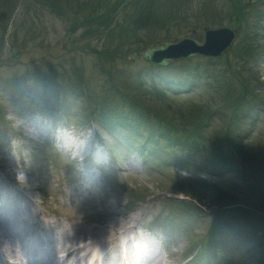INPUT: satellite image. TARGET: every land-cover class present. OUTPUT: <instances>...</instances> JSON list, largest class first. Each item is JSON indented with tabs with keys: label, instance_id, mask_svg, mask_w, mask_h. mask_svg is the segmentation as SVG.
<instances>
[{
	"label": "rangeland",
	"instance_id": "1",
	"mask_svg": "<svg viewBox=\"0 0 264 264\" xmlns=\"http://www.w3.org/2000/svg\"><path fill=\"white\" fill-rule=\"evenodd\" d=\"M231 1L232 3L230 0H161L157 3L156 0L155 2L152 0L151 4L158 12L152 19H149L146 28L138 27L130 20L128 24L130 15L127 13L129 8H126V13L120 18L118 17L117 24L113 25L112 29L104 31L101 28H96L94 24L92 30L95 32L87 34L84 28H78L72 32V12L58 17L47 8L40 9L39 6H29L28 1L16 0L17 8L13 15L5 14L7 17L9 16L7 22L9 28L7 26L8 30L3 34V40L0 43V80L13 79L18 88L17 91L10 94L5 88L6 82L0 81V107L5 112V117L0 120V179L4 180L6 185L9 184L6 186L9 187V191L20 196L19 192H31L28 188H36L32 196L41 205L34 206L35 210L41 211L44 216H59L64 224L61 229L73 228L75 231L76 228L83 225L84 229L91 228L100 237L106 233L108 237L115 236L114 240H116L119 234L129 226H135V229H138L140 225L146 226L150 228L151 233L156 235L159 232L167 231L161 227V222L172 211V206L167 203L170 199L168 196L177 194L180 183L201 180V182L219 184L223 188L239 183V178L237 179L234 175H227L222 179L205 177L197 170V167L202 163L199 156L184 155L177 150L167 153L168 156L174 155L172 166L166 164L165 161L163 163L162 160L166 157L161 156L156 157L159 161L157 165L153 163L152 166L145 167L140 162L133 160L134 164L130 165L132 161H127V156L139 148L140 144L139 139L130 132L120 130L110 132L100 127L97 132L101 135L98 136L104 139V144L97 141V136L95 139L96 144L101 148L102 160H93V162L86 160L80 164H77V158L72 160V154L57 150L55 144L51 142L40 144L41 139L39 138L29 137L33 140L31 142L38 147L26 149V141L30 140L23 138L27 136L28 130L31 131V123L34 122L35 115L46 118L53 126L71 130L74 135H78L76 137H79L78 143L81 145L88 141V139H83L84 136L89 134L88 136L92 137L94 134L92 130L86 131L88 128L82 124L84 116L76 109L80 104L73 106L70 103L71 97H67L66 93L62 94L60 86L67 87L68 82L62 84L63 82L59 79L53 82L57 85L56 87H44L45 78L42 74L46 73L47 77H51L50 68L73 72V68L76 67L82 70L86 79L92 77L98 79L101 77L99 69L101 59H98L94 51L101 50L107 45H119L121 51H127L121 57L122 61L128 62L119 61L117 62L118 66H122L127 70L126 72L133 73L140 68L151 69L153 67L141 58H131L132 53L139 55L148 49L140 44L146 41L148 35L154 36L153 43L167 41L165 38L167 33L170 35L168 38L170 41L180 40L191 35L193 31L198 39H202L204 27H217V25L212 26L211 22L223 20L224 24H229L227 18L230 16L231 9L240 0ZM242 1L244 4H250V0ZM136 3L132 2L131 6ZM250 6H256L257 11L262 7L264 9V0H258ZM253 12L254 10L250 14ZM78 26H81L80 23ZM246 33V31L241 33L233 46L242 40ZM85 34L87 36L81 38ZM257 43L264 48L263 34H259ZM254 45H256L255 42ZM130 48L140 50L138 53L128 52ZM231 52L229 51L230 54ZM261 54V63L257 66V71L258 77L264 82V53ZM181 61H173L168 65L169 69L158 71L166 77H171L174 84H183L180 87L175 86V90H178L176 88H185L190 91V94H179L178 98L171 97L177 99L174 100L176 105L199 103V100L209 98L210 93L203 83H193L191 78L180 73ZM34 77L38 82H34ZM63 78L67 81H70L69 78L76 79L74 74L69 78ZM72 82L76 84L74 80ZM79 88L81 89V87ZM164 88L167 89V87ZM19 90L25 93L19 95ZM168 93H172V91ZM261 97L264 100V91H262ZM64 101L67 102L66 106L70 105L69 116L59 120V117L62 116ZM220 115L221 113H217L213 120L218 126ZM255 129L253 139L248 143L251 145L250 150L253 151H257V146L264 148V117ZM241 130L242 132L253 130L252 125L249 122L243 123ZM21 138L24 139L23 142ZM86 149L83 146L82 154L78 155H84ZM184 160H189L190 163L188 164ZM117 162L122 170H115L112 164L117 165ZM87 165L97 168L96 174H100V176L95 181L93 190L83 193L81 189V184L84 181L82 169ZM206 188H199L204 193L198 194L199 200L195 201V204L204 212L215 209L209 200V191ZM129 191H132L134 196L145 198L143 202L135 200L131 203L134 206L131 210H127ZM177 196L183 197L182 194ZM15 201L19 202V200L9 199L7 203ZM183 201L185 200L183 199ZM185 202L193 205V202H188L187 198ZM206 214L207 219L204 222L194 224L189 222L182 228L171 230L170 235L166 236L167 241L162 240V237H157L160 239L161 246L166 248L165 251L163 249L159 251L160 258H162L159 264L182 263L190 246L188 245L184 249L181 239L183 237L193 240V244H196V240L203 236L206 225L210 222L211 212ZM133 217L136 220L130 221ZM155 219L159 222L154 225ZM226 234L222 239L223 247L220 254L223 255V258L229 262H237V264L246 263L240 258L250 259L249 261L253 262L249 264H258L257 261L254 262V259L257 258L254 252L243 257L249 246L248 242L233 238L229 232ZM90 239L91 237L86 236V241ZM110 240L113 241V238ZM178 240L182 247L179 243L176 244ZM66 241L67 244L70 243L68 240ZM100 241L105 242L106 240L101 239Z\"/></svg>",
	"mask_w": 264,
	"mask_h": 264
},
{
	"label": "trees",
	"instance_id": "2",
	"mask_svg": "<svg viewBox=\"0 0 264 264\" xmlns=\"http://www.w3.org/2000/svg\"><path fill=\"white\" fill-rule=\"evenodd\" d=\"M25 1H28L29 6L47 8L58 17L72 12V32L84 28L87 34L95 32L92 30L94 24L96 28L104 31L112 29L113 25L117 24L118 17L126 13V8H129L127 13L130 15L128 24L130 20L141 28H146L149 19L158 12L151 4L152 0ZM160 1L156 0L157 3ZM132 2L136 4L131 6ZM230 2L232 3L231 0ZM243 2L240 0L234 4L227 18V23L236 27L238 38L241 33L247 32L242 40L229 50L232 51L231 54L228 51L218 59L196 58L181 61L180 73L192 81L203 83L210 93L209 98L199 100V103L176 105L174 100L177 99L171 97L178 98L179 94H190V91L173 92L175 86L180 87L183 84H174L171 77L159 73L170 66L160 68L150 64L153 67L151 69L140 68L134 73L126 72L122 66L117 65V62H123L121 57L127 52L121 51L119 45H107L94 51L98 59H101V77L98 79H86L82 70L76 67L73 72L50 68L52 76L47 77L46 73L42 76L45 78L44 87L47 88L56 87L53 83L55 80L60 79L62 84L68 82L67 87L60 86L62 94L66 93L67 97H71L70 103L73 106L80 104L76 109L84 116L83 126L93 124L98 129L103 127L110 132L120 130L133 133L139 139L137 152L146 167L159 163L155 153L164 149H175L184 155L199 156L202 163L197 170L207 178L222 179L227 175L239 178V183L227 185V188L201 180L187 181L179 184L177 193L198 202V194L204 193L199 188L207 187L209 200L215 208L213 211L207 210L211 212L210 222L206 225L205 236L199 241L197 259L210 258L216 263L224 261L225 258L220 255L223 246L220 240L221 235L229 232L232 237L248 242V252H255L257 257L254 262L263 264L264 148L257 146V151L250 150L251 145L248 143L253 139L256 129L242 132L241 127L247 122L255 127L264 117V100L261 97L263 84L256 72L257 57L264 50L257 43L259 34L264 33V9L262 7L257 11L256 6L249 7ZM16 8V0H0V43L9 28V16L13 15ZM253 10V14H250ZM222 21L211 22V25L221 26L224 24ZM78 23L81 26H78ZM166 35L168 40L170 35ZM153 41L154 36L150 34L146 41L140 44L148 48ZM139 50L130 48L128 52L138 53ZM127 62L124 60L123 63ZM72 74L76 79L69 78ZM63 77L69 78L70 81ZM33 80L38 82L36 77ZM0 81L6 82L5 88L10 94L18 90L13 79ZM162 88L165 90H161ZM19 91V95L25 93ZM171 91L172 93H168ZM66 104V101L62 104V118L69 116L70 105ZM217 113H221L218 118L219 126L213 122ZM4 117V109L0 107V120ZM184 161L190 163L189 160ZM128 196L130 207L135 200H145L141 196H134L132 191H129ZM167 203L172 206L169 217L176 215L175 211L179 209L181 213L176 216L184 221L204 222L207 219V212L195 204L176 202L172 199Z\"/></svg>",
	"mask_w": 264,
	"mask_h": 264
},
{
	"label": "water",
	"instance_id": "3",
	"mask_svg": "<svg viewBox=\"0 0 264 264\" xmlns=\"http://www.w3.org/2000/svg\"><path fill=\"white\" fill-rule=\"evenodd\" d=\"M257 1L250 0L249 3L254 4ZM234 40L235 30L232 27L205 28L203 42L196 40L193 36H187L177 41L156 42L139 55L132 53L131 58H141L145 62L158 66H167L171 61L194 56L216 58L222 56L232 46Z\"/></svg>",
	"mask_w": 264,
	"mask_h": 264
},
{
	"label": "bare ground",
	"instance_id": "4",
	"mask_svg": "<svg viewBox=\"0 0 264 264\" xmlns=\"http://www.w3.org/2000/svg\"><path fill=\"white\" fill-rule=\"evenodd\" d=\"M82 147L83 146H79L78 147V151L79 152H81ZM8 185H6V183L4 182V180L0 179V201H2V199H4L6 196L7 197H10V195L12 194V192L9 191V187H6ZM33 189L34 188H28V190H33ZM22 209L21 208H18L16 210L15 209L13 210V212H12L13 213V215H12V221L13 222L12 223H16V222H18V223H20V222L21 223H28V224L34 225V227H37V225H39L40 221H34L36 218H30V217L25 218L28 215L27 213L31 214L33 211L31 209H28V211H23ZM135 217H137V216H135ZM134 219L135 218L133 217L130 221H132ZM47 222H48V224H51L52 223L49 220ZM129 228H131V226ZM52 229H53V227H52ZM13 230L14 229H13L12 225H10V224H2V222H0V237L4 238V240L6 241V243L3 244V245H1V247L3 248L4 256L7 259H19V254H18V252L16 250L17 243L19 242V240L14 239L13 234H12L13 233ZM50 230H51V226H49L46 229L47 232H49ZM56 235H57V237L59 239L63 240V243H62V246L63 247L66 246L68 251L72 249L71 250V253H69L67 255V259L65 260L66 262H71V261H69V258H71L72 255L77 251V247H76L77 243L80 242V241H82V240L85 241L84 238H86V236H90L91 239L88 242H86L85 247L86 246H89L90 247V246H94V245L101 246V245L109 244L110 241H111L110 239H112V238H113V241H115L114 240L115 239L114 238L115 236L111 238L110 236L109 237L106 236V233H105V235L103 234V236L100 237L99 235L95 234V232H93L91 228H88V229L85 228L84 229L83 228V225H82V227L76 228L75 231H73V228L66 229V230L61 229V231L59 233H56ZM43 236H44V238L41 241H49V238L45 234V232L43 233ZM101 239L106 240V241L105 242L100 241ZM66 240H68L70 243L67 244V241Z\"/></svg>",
	"mask_w": 264,
	"mask_h": 264
}]
</instances>
